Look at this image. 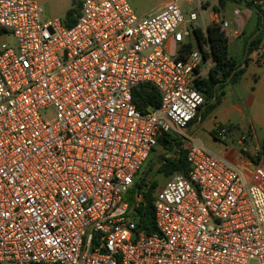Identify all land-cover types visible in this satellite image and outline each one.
Listing matches in <instances>:
<instances>
[{
  "label": "built area",
  "instance_id": "obj_1",
  "mask_svg": "<svg viewBox=\"0 0 264 264\" xmlns=\"http://www.w3.org/2000/svg\"><path fill=\"white\" fill-rule=\"evenodd\" d=\"M214 9L167 0L140 17L127 0H84L68 27L44 23L36 0H0V36L15 40L0 46V264H264V167H237L186 131L210 53L194 29L209 16L232 36ZM141 84L160 95L145 113ZM165 135L187 143L189 168L156 191L148 234L149 186L135 181Z\"/></svg>",
  "mask_w": 264,
  "mask_h": 264
},
{
  "label": "crops",
  "instance_id": "obj_2",
  "mask_svg": "<svg viewBox=\"0 0 264 264\" xmlns=\"http://www.w3.org/2000/svg\"><path fill=\"white\" fill-rule=\"evenodd\" d=\"M261 5V43L258 49L251 53H248L247 46L256 37L252 34L258 17L247 7V2L245 1L247 8L242 15H235L232 19L223 16L229 22L232 33L228 38L230 57L244 70V75L238 85L226 84L219 90L218 99L215 97L209 101L205 100V104L186 130L195 141L237 167L242 166L244 162H253L264 167V157L261 153L262 143L264 144V0ZM213 65L212 57L203 59L197 70L198 79L208 78ZM218 127L227 129L223 138L215 136ZM246 133H249L250 137L241 145L240 138ZM234 144L239 148H235L236 151L231 153L229 146Z\"/></svg>",
  "mask_w": 264,
  "mask_h": 264
},
{
  "label": "trees",
  "instance_id": "obj_3",
  "mask_svg": "<svg viewBox=\"0 0 264 264\" xmlns=\"http://www.w3.org/2000/svg\"><path fill=\"white\" fill-rule=\"evenodd\" d=\"M222 8H225L228 2L241 3L240 0H220ZM245 2V0L243 1ZM80 4L78 6V9ZM247 7L252 9L254 15L258 17L257 26L252 36L256 35L255 39L248 43V53L258 49L261 38V21H262V5L253 6L247 3ZM77 9V10H78ZM76 11H69L67 14L66 25L71 27L74 22V14ZM195 38L198 46L203 50L204 45H209L210 53H203V59L210 57L214 60V65L209 71L208 78H199L196 82V88L205 97L206 101L213 98L218 99L217 92L223 89L226 84L238 85L244 75V70L238 67V64L230 57L229 41L225 32L221 29L219 24H211L206 30L197 28L194 29ZM195 49L192 43L186 44L183 48L185 54H190ZM183 58V56H181ZM133 102L137 108L143 113L150 108H157L160 106V95L156 89L150 84H141L135 89L133 95ZM167 152H171L172 158H164L158 168L157 173L162 174L166 178L172 177L176 173L186 174L188 171V163L186 159L187 151L183 149V143L177 141L171 135H165L158 141V146ZM156 147V148H157ZM153 149L152 153L155 152ZM154 183L148 185L144 180H136L134 188L148 187L145 194L146 206L142 207L141 214L144 216L143 228L148 234H155V227L153 224V202L155 200Z\"/></svg>",
  "mask_w": 264,
  "mask_h": 264
},
{
  "label": "rangeland",
  "instance_id": "obj_4",
  "mask_svg": "<svg viewBox=\"0 0 264 264\" xmlns=\"http://www.w3.org/2000/svg\"><path fill=\"white\" fill-rule=\"evenodd\" d=\"M84 0H36V3L43 11L42 20L43 22H48L51 20H61L62 22L67 21V14L69 11H76L79 4ZM133 11L137 16H146L149 14L156 13L158 8L163 5L167 0H127ZM245 2L242 3H232L228 2L224 9H214L212 12L218 15L219 20L225 16L227 19H232L235 15H242V12H245L244 9ZM187 12H190L191 8L187 7L185 9ZM210 15V14H209ZM213 23V20L208 16V19L205 23H200V27L206 29V27ZM2 44H7L8 46L15 47V40L11 34L0 36V46ZM195 45V43H194ZM196 47V46H195ZM53 118V112L49 111L46 114V119L51 120ZM226 141V140H224ZM223 142V141H222ZM224 143V142H223ZM228 145V143H224ZM187 146L186 143H183V148ZM239 148L238 145L229 146V151L231 153L235 152ZM239 152V151H238ZM262 156L264 157V144L262 143L261 149ZM240 154L238 153V156ZM173 155L170 152L165 151L161 147H157L155 152L151 154L150 158L144 165L141 167L140 171L136 176V180H144L146 184L151 185L154 183V191H158L160 187L164 186L170 178H166L162 174L157 173V168L160 162L164 158H172ZM252 264H257L253 262Z\"/></svg>",
  "mask_w": 264,
  "mask_h": 264
},
{
  "label": "water",
  "instance_id": "obj_5",
  "mask_svg": "<svg viewBox=\"0 0 264 264\" xmlns=\"http://www.w3.org/2000/svg\"><path fill=\"white\" fill-rule=\"evenodd\" d=\"M244 0H240V2H243Z\"/></svg>",
  "mask_w": 264,
  "mask_h": 264
}]
</instances>
